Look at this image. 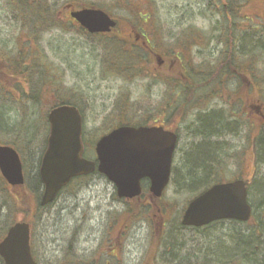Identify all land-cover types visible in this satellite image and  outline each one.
I'll list each match as a JSON object with an SVG mask.
<instances>
[{"label": "rangeland", "instance_id": "obj_1", "mask_svg": "<svg viewBox=\"0 0 264 264\" xmlns=\"http://www.w3.org/2000/svg\"><path fill=\"white\" fill-rule=\"evenodd\" d=\"M49 1L54 5V10L58 19L63 22V26H66L65 23L69 17L67 4H70L71 7H79L84 4L89 6L91 3H99L120 21L118 30L131 28V24L124 18V15L128 13L125 8L127 0ZM134 1L136 5L129 4L131 8L137 10V14L141 18V23H137V26L139 25L144 32L147 31L146 36L155 45L160 39L162 42L171 40L168 37L173 36L174 31L189 29L190 25H196L205 30L211 29V22L208 21L210 19L198 14L201 2L208 3L209 0ZM244 1L245 3L238 8V15L234 18V23L238 27L242 25L247 34H251L255 29L258 31L256 37L250 35L246 38L248 48H250L254 45L253 42L256 44L257 40L264 41V0ZM150 6L158 8L160 19H162L160 23H155L154 20L146 22L144 11L149 10ZM213 20L215 19L213 18ZM47 22L49 21L43 23ZM208 22L210 23L208 24ZM22 24L23 21L14 19L7 1L0 0V48L4 46L6 51L11 50L18 56L22 42L25 43L30 38L34 43L31 51L37 47H41V50L40 52L35 51L33 56L28 55L25 66L33 68L34 62L45 63L50 65L52 70L46 71L45 77L39 82L40 84L38 83V89L42 93L41 101L28 103L26 101L27 87L24 81L17 77L11 78V80L5 78L3 74L5 66L0 61V93H8L6 95L10 96L4 110L8 112L10 121L12 119L21 124L29 118L30 121L27 124L32 128L31 134H33L32 139H29L25 146L20 143L22 141L17 133L0 136V143L12 142L16 144V148L21 149L27 182L26 186L22 188H12L2 183V187H0V231L4 232L5 228L17 221L30 222L33 255L37 264H64L67 261L76 264H191V260L192 264L194 262L197 264L205 257L212 260L209 264H221L219 260L223 257L222 246L225 248L234 246L233 248H235L231 236L235 235V232L245 233V225L223 221L200 229L182 226L180 219L183 209L195 193L180 191L173 181L169 183L160 198L161 203L168 202L173 206L162 211H158L155 207L145 211L140 205L149 203V200L147 197H141L139 200L129 202L132 205L135 204V213L128 215L127 212H124L125 203L115 193L114 185L99 174H93L75 182L73 186H69L63 191L51 207L35 211L34 199L35 195L40 193V188L38 186L37 191H33V193L29 188L36 178L39 155L44 149L40 139L44 134L35 128L34 123L40 121L53 102L67 99L79 103L75 104L81 106L85 118L87 156L93 158L92 144L96 137L105 130L125 121V117L112 111L115 103H118L120 92L129 90L131 93L133 110L131 109L132 115L129 119L132 121L138 120L137 122H139L144 117H150V120L156 119L160 100L156 94V85L152 87L153 97L149 99L148 95L145 96L148 91L144 92V85L146 86L150 82L145 80L146 76L140 74L141 76L134 77V72L131 70L125 73L126 75L123 71L112 75V70L108 68V61L105 62L110 53L101 48L100 43L102 44L103 40L112 37L114 33L106 35L108 37L93 38V36L89 37L82 32L78 26L70 23V29L66 32L52 28L41 34L39 32V35L37 32L31 34L29 30L22 29ZM47 25L45 26L47 27ZM229 36L234 38L238 34L233 31ZM19 44L21 45L19 46ZM29 44L31 43L29 42ZM159 47L157 46V48ZM201 50L203 54H201V58H196L197 64L203 60L206 61L205 57L208 55L204 48ZM143 61L140 62L141 73L146 69L151 70V67L154 66L152 64L155 63L154 61ZM259 63L258 67L261 69L262 63ZM56 66L61 70V72L56 70L57 76L61 74L55 80L53 70ZM38 69L43 71L42 67ZM243 73L245 79L251 81L250 86L245 83V111L249 110L247 104L248 102L252 104L253 99H257L255 103L264 110V82H262V78H257L254 82L247 71L243 70ZM259 75L262 76V74ZM35 76L36 72H34V78ZM46 76H51L54 82L48 81ZM126 76L128 80L125 79ZM129 78H132V81ZM253 83H255L254 86ZM19 87L24 95L17 92ZM201 94L204 95V91H200ZM212 97L211 99L200 97L195 100L186 109V114L191 116L212 107L217 110H231L229 106L226 107V103L221 101L219 96ZM150 104H152L149 107L150 110L144 109ZM248 116L249 114L243 116L241 124L243 129L230 130L226 135L229 141L228 146L222 149L214 147L212 150L218 160L217 165L221 166L216 173L217 180L227 181L240 177L247 182L249 202L254 208L256 206L255 216L250 221L255 225V217L261 210L260 207L262 208L261 199L263 196L259 190L264 184V156L261 159L260 154L259 158L255 159L253 155V140L258 130H254V119ZM190 120L191 117L187 116V123ZM185 124L186 122L183 125L180 124L182 131L193 130V127L187 128L184 126ZM241 132L243 133L242 142L238 139ZM194 134V141L202 137L198 132ZM46 135L47 133L44 137ZM197 148L185 150L180 146L175 151L173 159L175 177L185 171V165H190L193 162L198 154L195 152ZM212 163L215 165V162ZM35 214L37 218L33 217ZM262 228L263 230L260 232L263 234L253 243L252 248H248L249 252L254 248L253 252L256 258L264 253V222ZM260 232L258 231V234H261ZM226 258L224 257L223 260ZM238 260L241 261V257H235L232 263L224 260L225 262L222 264H240Z\"/></svg>", "mask_w": 264, "mask_h": 264}, {"label": "water", "instance_id": "obj_2", "mask_svg": "<svg viewBox=\"0 0 264 264\" xmlns=\"http://www.w3.org/2000/svg\"><path fill=\"white\" fill-rule=\"evenodd\" d=\"M90 33L108 32L115 21L105 11L81 8L70 12ZM49 136L42 155L39 175L44 189L40 204L54 200L62 187L78 175L97 169L111 181L118 197L134 198L141 193V179H149L153 197H160L170 177L175 135L161 127L120 126L96 143V161L83 157L82 117L71 105L49 110ZM0 172L12 186L24 181L22 164L16 150L0 145ZM252 209L247 201L245 182L237 179L216 183L194 197L185 208L181 224L200 227L212 221H247ZM4 264H35L29 245V225L16 222L0 241Z\"/></svg>", "mask_w": 264, "mask_h": 264}, {"label": "trees", "instance_id": "obj_3", "mask_svg": "<svg viewBox=\"0 0 264 264\" xmlns=\"http://www.w3.org/2000/svg\"><path fill=\"white\" fill-rule=\"evenodd\" d=\"M8 3V6L10 10L13 12L14 19H19L21 22L23 21V24L21 26L22 29H27L31 32V34H35L36 32L39 34L46 32L50 29H56L61 31H67L70 29L69 22H66L63 26V22L58 19V16L56 14V11L54 10V5L49 0H6ZM40 2V4H38ZM136 3L134 0H127V5L125 8L127 9V14L124 15V18L127 19V21H132V26L136 30H140V26H137V23H141V18L137 14V10L131 8L130 4ZM244 0H209L208 3L205 1L201 2L199 8H198V14L200 16H203L205 18H208L211 26L209 30H213L215 35L214 37L218 36L217 38H225L229 41L232 40L231 32L235 31V33L238 34V36H242L241 38V44L244 46V60H245V71H247V74L254 78L255 80L257 78H262V82H264V41L263 40H257V43L253 42L252 47L248 48V38L250 35L256 37L258 32L256 29L254 32L252 31L251 34L245 33V30L241 27L235 26L234 18L238 15L237 11L242 4H244ZM83 6V5H82ZM91 6L100 7L106 11H108L105 7L100 5L99 3H91ZM145 12V18L146 22L148 23L151 20H154L155 23H160L162 19H160V13L156 6H150L149 10L144 11ZM213 18L215 20H213ZM49 21L47 23H43ZM145 22V23H146ZM31 24L32 26H30ZM48 24V25H47ZM47 25V27L45 26ZM44 26V27H43ZM53 26V27H51ZM196 25H190L185 30H193L195 32H199L204 36L205 29H202L200 27H193ZM24 27V28H23ZM255 28V27H253ZM123 30V29H121ZM264 30V29H263ZM142 31V30H141ZM243 32V33H242ZM29 33V32H28ZM39 34V35H40ZM201 36V35H200ZM220 36V37H219ZM172 37V36H169ZM237 37H235L236 39ZM237 40V39H236ZM118 41V42H117ZM22 42V40H21ZM29 42L31 44H29ZM123 41L120 39H110L109 37L107 40H103V43L101 45V48H103L105 51H108L110 54H108V59L105 60V62L108 61L109 65L108 68L112 70V75L117 74L119 72H128V69L131 70V72H134V77L141 76V65L140 62L143 61V54L142 50H140L138 47H134L132 51L126 52L122 49ZM236 42V41H235ZM21 44H19L20 46ZM34 43L30 38L24 43L22 42V46L19 48L18 56L16 54H13L10 51H6L7 49L2 46L0 48V61L5 66L4 68V77L8 78V80H11V78L17 77L22 78L24 81L26 87H27V95H26V101L28 103L33 102H40L42 93L38 89V83L41 82V80L45 77L46 71L49 72L52 70V67L50 65H47L45 63H41V66L39 63H36L33 68H27V65L25 66V63L28 61V55H31L34 50L31 51V48L33 47ZM155 45V44H154ZM237 47V45H236ZM3 48V49H2ZM146 60V59H145ZM254 62V63H252ZM261 62V69L260 63ZM249 63V64H248ZM253 64H255L253 66ZM39 67L43 68V71L38 69ZM32 68V69H31ZM37 69V70H34ZM56 70L60 71L56 68L53 70V73L55 74L54 79L58 78L60 76H57ZM34 72H36V76L34 78ZM259 74H262L260 76ZM126 75V74H125ZM48 78V81L54 82L52 80L53 78L51 76H46ZM199 74L197 75V78H199ZM37 84V86H36ZM40 84V83H39ZM263 84V83H262ZM16 87V85H14ZM16 89V88H15ZM19 91V94L24 95L21 88H17V92ZM8 94V93H6ZM6 94L0 93V136H7L8 134L15 135L17 133L20 136V139L24 146L28 143L29 139L31 140L33 137V134H31L32 128L27 124L28 121H30L29 118L25 120V122H14L12 119L10 121V118L8 116V112H5L4 106L8 104V98L10 96H7ZM71 101L68 100H58L53 102V106L61 103H70ZM20 124V125H19ZM261 132H260V142H259V150L261 154V159L264 156V122L261 123ZM35 128H37L39 131H42L44 136L47 132V118L46 114L41 117L40 121H36L34 123ZM22 127V128H20ZM43 136L42 139H40V142L42 145L45 143V137ZM10 144L14 145L16 147V144H13L10 142ZM20 152L21 149L17 148ZM198 154L195 156L193 162L189 165H185V171L183 173H179L177 177L174 176V170L173 169V175H172V181L174 182L175 186L180 189V191H186L191 193H197L201 190L205 189L209 185L219 182L220 180H217L216 173L219 171V168L221 166L217 165L218 160L216 159V156H214V152L212 149H210L207 146H199L197 150L195 151ZM21 154V152H20ZM215 162V165L212 163ZM203 174V175H202ZM38 173H36V178L34 183H32L31 190L37 191L38 186L41 185V180L38 177ZM91 176V175H89ZM89 176H82L79 178H76V180H82L86 179ZM2 183H4L3 178L0 175V187H2ZM5 184V183H4ZM261 189L259 190L261 195L263 196L262 201V208L260 207V211L258 212V215L255 217L256 224L253 225L251 222H245L241 223L245 225L246 230L245 233L240 234V232H235L236 234H232L231 238L235 243L234 246L225 248L222 246V255L223 257L219 260V263H224L228 261L229 263H232L234 261V258L241 257L240 264H264V253L261 254L258 258L254 256V248L251 252L248 251V248H252L253 243L259 239V236L263 234L260 231L263 230V222H264V184L262 185ZM148 193L147 188L144 189L141 196L145 197ZM38 200V197H37ZM123 200V199H122ZM125 203L124 212H127L128 215H134V207L135 204L132 205V203H129L125 200H123ZM144 208V210H149L155 207L158 211H162L165 209L172 208L173 204H170L168 202L161 203L160 199H157L154 203H147L145 205H140ZM139 206V207H140ZM140 207V208H141ZM254 207V206H253ZM256 208V206H255ZM254 208V216L256 213V210ZM259 209V208H257ZM233 223H238L235 221H232ZM2 229V228H1ZM6 231V228L0 231V236L4 235ZM258 231L261 234H258ZM241 245V246H240ZM239 246V247H238ZM220 248V247H219ZM225 253V254H224ZM249 256H252L251 258ZM224 257H227L223 260ZM212 260L208 259L207 257L201 259L197 264H209ZM64 264H76L74 262H65ZM194 264H196L194 262Z\"/></svg>", "mask_w": 264, "mask_h": 264}, {"label": "flooded vegetation", "instance_id": "obj_4", "mask_svg": "<svg viewBox=\"0 0 264 264\" xmlns=\"http://www.w3.org/2000/svg\"><path fill=\"white\" fill-rule=\"evenodd\" d=\"M116 23L117 27H119L117 19ZM146 32L135 31L131 28L128 30H112V34L114 33L118 39L123 41L122 49L124 51L129 52L134 47H138L144 52L143 59L155 62L152 64L154 66H152L153 68L151 67V70L146 69L142 73V76H146L145 80L150 81L146 86L144 85V92L148 91L145 96L148 95L149 99H151L150 97H153L154 94H152V87L156 85V94L158 100H160V106L157 107L158 114L156 119L150 120L151 118L148 116L149 118L144 117V119L137 122L138 120L132 121V119H129L132 115L131 109L133 104L130 99L132 98L131 93L129 90L120 92L117 100L118 103H115L112 111L114 113L118 112L119 115L125 117V121H122V123L126 124L130 122L132 125L147 127L160 126L164 130L174 133L176 135L175 150H178L180 146L181 149L185 148L186 150L187 148L194 149L202 145H208L210 149L214 147L222 149L228 146L229 141L226 135L229 134V131L243 129L241 125L243 123V116L249 114L254 119V130H258L253 140L252 150L255 159L256 157L259 158L261 113L257 109V103H255L257 99H253L252 104L248 102V113L245 111L244 88L245 83L250 86L251 81L250 79L246 80L243 73V70L245 71L244 46L241 45L244 44L241 43V38L243 37L234 36L229 41L225 38H217L218 36L214 37L213 30H206L204 36L193 30H179L174 31L172 37H168L171 40L162 42V39H160L158 44L154 45L149 37L146 36ZM235 37H237V40ZM157 46L160 47L157 48ZM203 48L208 53L205 57L206 61L203 60L197 64L196 58H201V54H203L201 53V49ZM129 73L131 75V72ZM198 74L199 78H197ZM125 79L128 80V77L126 76ZM129 79L132 81V78ZM254 85L255 83H253ZM200 91H204V95H200ZM214 95L219 96L221 101L226 103V107L229 106L231 110H217L212 107L191 116L186 114V109L195 100L200 97L211 99ZM151 106L152 104L146 106L144 109L148 111ZM80 112L82 113L81 106ZM187 116L191 117L188 123L186 121ZM184 122H186L184 126L187 128L193 127V130L182 131L180 124L183 125ZM116 126L118 124L112 128ZM109 131L110 129L105 130L101 135ZM196 132L202 135V137L194 141L193 135ZM85 133L83 127L82 139L84 146H86ZM238 139L241 142L243 141L242 132ZM192 263L193 261L191 260Z\"/></svg>", "mask_w": 264, "mask_h": 264}]
</instances>
